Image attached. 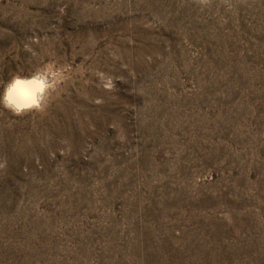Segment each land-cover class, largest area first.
I'll use <instances>...</instances> for the list:
<instances>
[{"label":"rangeland","instance_id":"obj_1","mask_svg":"<svg viewBox=\"0 0 264 264\" xmlns=\"http://www.w3.org/2000/svg\"><path fill=\"white\" fill-rule=\"evenodd\" d=\"M0 264H264V0H0Z\"/></svg>","mask_w":264,"mask_h":264},{"label":"bare ground","instance_id":"obj_2","mask_svg":"<svg viewBox=\"0 0 264 264\" xmlns=\"http://www.w3.org/2000/svg\"><path fill=\"white\" fill-rule=\"evenodd\" d=\"M50 86V84H49ZM48 82L44 75L16 77L9 83L4 99L14 109L38 107L47 94ZM31 106H27L30 105Z\"/></svg>","mask_w":264,"mask_h":264},{"label":"water","instance_id":"obj_3","mask_svg":"<svg viewBox=\"0 0 264 264\" xmlns=\"http://www.w3.org/2000/svg\"><path fill=\"white\" fill-rule=\"evenodd\" d=\"M27 106H31V104L30 105H27Z\"/></svg>","mask_w":264,"mask_h":264}]
</instances>
